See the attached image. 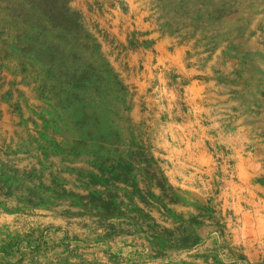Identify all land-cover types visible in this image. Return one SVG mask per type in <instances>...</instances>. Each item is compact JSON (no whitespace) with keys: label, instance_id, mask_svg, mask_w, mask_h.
I'll return each mask as SVG.
<instances>
[{"label":"rangeland","instance_id":"1","mask_svg":"<svg viewBox=\"0 0 264 264\" xmlns=\"http://www.w3.org/2000/svg\"><path fill=\"white\" fill-rule=\"evenodd\" d=\"M169 253L264 264V0H0V264Z\"/></svg>","mask_w":264,"mask_h":264},{"label":"crops","instance_id":"2","mask_svg":"<svg viewBox=\"0 0 264 264\" xmlns=\"http://www.w3.org/2000/svg\"><path fill=\"white\" fill-rule=\"evenodd\" d=\"M187 256L189 255L169 253L167 254V257L160 260V264H217L216 261L212 259H209L208 261H204L195 258H188ZM249 264H255V262L249 260Z\"/></svg>","mask_w":264,"mask_h":264},{"label":"trees","instance_id":"3","mask_svg":"<svg viewBox=\"0 0 264 264\" xmlns=\"http://www.w3.org/2000/svg\"><path fill=\"white\" fill-rule=\"evenodd\" d=\"M217 262H219V261H217Z\"/></svg>","mask_w":264,"mask_h":264}]
</instances>
